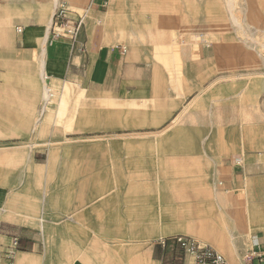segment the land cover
<instances>
[{
	"label": "rangeland",
	"instance_id": "obj_1",
	"mask_svg": "<svg viewBox=\"0 0 264 264\" xmlns=\"http://www.w3.org/2000/svg\"><path fill=\"white\" fill-rule=\"evenodd\" d=\"M114 1L164 3L163 6L170 7L169 10L140 12L173 13L183 19L189 13L197 15L198 3L205 2L208 29L189 33L186 43L197 48L199 35L203 34V38L210 42L208 48L223 46L228 55L224 58L223 71L217 67L216 72L208 73L204 90L205 124L207 130L211 128L210 137H166L163 136L166 132H162L156 137L126 138L125 149L101 146L100 154L94 162L87 161L84 148L78 154V162L73 165V169L50 168L60 156L55 153L58 143L66 142L65 138L60 139V133L88 129L86 94L69 80L48 78L46 87L51 96L48 101H43L36 53L21 49L22 46L17 42L16 27L45 23L47 17L42 12L51 7L47 6V0H36L35 3L24 1L21 4L0 0V30H6L4 39L0 37V119L9 117L14 123L9 129L0 127V145L10 146L20 153L4 160L5 163L3 161L6 168L3 173L5 175L8 172V176L14 178L20 171L10 167H26L22 169L26 182L23 197L28 201L30 195L36 196L40 201L46 184L52 185L51 190L48 188L51 201L54 202L52 210L57 211L46 217L48 227L45 233L47 238H51V244H55L56 238L62 241H59V247L63 243L74 241L77 236L73 234L74 231L71 233L64 215L78 202L85 204L92 196H97L98 218L94 219L90 227H78V231L90 228L97 230L98 234H92L94 239L98 238L96 244L102 243L103 231L118 229L119 225L125 230L124 224L128 220L132 224L127 225L122 235L131 240L125 244L142 246L147 253L146 264H160L156 260L158 242L176 237L210 246L223 254L227 263L239 264V257L228 238L230 222L225 212L215 203L212 183L214 179L221 181L222 159H240L244 165V158L252 155L256 165L260 167H244L246 182L243 189L236 191L235 195L228 193L223 185L219 190L227 201L232 217L238 222L245 220L247 215H251L257 222L264 218V121L259 118V111L251 109V104L257 106L260 99L254 95L250 84H247L258 75H244L264 72L260 56H264V47L260 45L264 43V0H233L232 11L238 18L240 27L231 20L228 0ZM61 39L69 41L65 37ZM171 44L175 51L180 49L178 35L173 36ZM222 75L226 77L219 78ZM224 84H227V90ZM43 105L45 109L40 116ZM38 117L40 120L35 126ZM181 124L193 127L198 122L194 115H190L189 121ZM250 127L254 131L247 135L245 129ZM172 133L188 135L203 132L186 130ZM133 139H139L141 143H134ZM202 139H206L204 144L200 143ZM38 150L47 151L42 158L45 161L48 156V168H45L46 164L43 162L38 166L31 163V158L27 159L29 152L33 156ZM118 150L125 154L118 153ZM36 156L35 158H39ZM122 160H125L126 167L116 168ZM103 166L107 168L102 169ZM247 185L252 190L249 199L245 192ZM150 194L157 200L150 201ZM160 200L163 202L161 206L168 208L175 217L159 219L156 208ZM181 203H188L190 210L183 212ZM89 204L93 206L95 202ZM154 206L155 208H151ZM246 206L248 211L245 210ZM7 220L10 221L3 218L0 222V250L4 245L11 244V241L5 242L2 236L6 231ZM150 221L153 222L152 227L141 226ZM263 237L262 234L258 236L260 242ZM253 244L248 240L238 246L241 257L247 264H253ZM46 245L48 246V242ZM44 247L45 243L38 249L39 259ZM135 255V252H130V264H136L131 260ZM14 261L15 259L13 264Z\"/></svg>",
	"mask_w": 264,
	"mask_h": 264
},
{
	"label": "crops",
	"instance_id": "obj_2",
	"mask_svg": "<svg viewBox=\"0 0 264 264\" xmlns=\"http://www.w3.org/2000/svg\"><path fill=\"white\" fill-rule=\"evenodd\" d=\"M11 1L17 4L24 1L36 2V0ZM59 4L73 11H86L77 43L51 38L50 29ZM163 4L114 0H47V6L50 5L51 8L48 7V10L42 12L47 17L45 23L19 26L23 27V30L21 33L16 32V37L22 46L21 49L36 53L43 101H48L51 96L46 87L48 78L59 77L64 81L69 80L86 94L85 112L88 129L60 133V139L65 138L66 142L58 143L55 153L60 156L50 168L73 169V165L78 162V154L84 148L87 161L94 162L96 156L100 154L101 146L125 149L126 138L156 137L162 132H166L163 135L166 137H210L211 128L207 130L205 124L204 90L207 86L208 73L216 72L217 67L223 71L227 51L223 50V46L208 48L198 44L197 48H194L186 43L189 33L208 29L205 2L198 3L197 15L189 13L186 19L176 17L173 13L140 12L170 9ZM228 4L232 22L240 27L241 24L232 11L234 1L228 0ZM5 31L0 30L1 39L6 36ZM175 35H178L179 40L185 38V42L181 43L177 51L171 46ZM80 44H84V51L78 50ZM260 45L264 47V43ZM123 47L125 52H122ZM260 56L264 64V56L262 54ZM244 75H258L256 79L246 83L250 84L254 95L260 99L257 106L251 104V109L259 111V118L264 121V72H250ZM222 77L226 75L219 76ZM226 85L224 84V88L227 90ZM44 109L43 105L39 112L40 116ZM190 115H194L198 124L193 127L181 124L189 121ZM39 120L38 117L35 126ZM13 125L12 118L0 119L1 128L9 129ZM262 126L264 128V123ZM186 130L203 133L188 135L172 133ZM251 131H254L253 127L245 129L247 135ZM136 139L132 142L140 144L141 141ZM205 140L202 139L200 143L204 144ZM11 148L0 145V222L3 218L10 220H7L6 231L2 234L5 242L17 238L18 250L14 256V264H130V252L136 253L131 259L136 264H146L147 253L142 246L132 247L125 244L131 240L128 236L122 235L127 225L132 224L128 220L124 224L125 230L119 225L118 229L103 231L100 244H96L98 238L92 237V234H98L97 230L90 228L78 231L79 226L90 227L94 219L98 218L97 196H92L85 204L78 202L74 209L64 215L71 233L74 231L73 234L77 236L74 241L63 243L64 245L59 247L60 239L56 238L55 244H51V238H47L45 233L48 227L46 217L52 213L56 214L57 211L52 210L54 202L51 201L49 191L52 185L46 184L40 201L33 195H30L29 201L26 200L23 197L26 182L22 170L26 167L23 165L10 167L20 171L14 178L8 176V172L5 175L3 173L6 169L3 161L20 154ZM46 152L38 150L33 156L29 152L27 159L31 158V163L38 166L43 162L46 164L45 168H48V156L45 157V161L42 158ZM118 153L125 154L121 150H118ZM36 155L39 158H35ZM125 164V160H122L116 168L123 169L126 167ZM245 166L260 167L256 165L252 155L244 158V165L240 159H222L221 181L214 179L212 183L214 200L230 222L227 229L228 238L239 257V264H247L242 259L238 246L248 240L254 243L253 264H264V237L261 242L258 238L259 235H264V218L257 222L251 215H247L245 220L238 222L232 217L227 201L219 190L223 185L228 193L235 195L236 191L243 189L246 182ZM251 191V186L247 185L245 188L247 199L251 196ZM148 198L150 201L157 200L153 194L148 195ZM91 202L95 204L92 206L89 204ZM162 203L160 200L156 208L159 219L175 217L176 215L168 208L161 206ZM181 204L182 206H179L183 212L190 210L188 203ZM248 209L246 206L245 210ZM58 212L62 214L61 210ZM141 226L152 227L153 222H144ZM44 243V252L39 259L37 252ZM157 248L156 260L160 264H183V248L176 239L162 240L158 242Z\"/></svg>",
	"mask_w": 264,
	"mask_h": 264
},
{
	"label": "built area",
	"instance_id": "obj_3",
	"mask_svg": "<svg viewBox=\"0 0 264 264\" xmlns=\"http://www.w3.org/2000/svg\"><path fill=\"white\" fill-rule=\"evenodd\" d=\"M86 11H73L62 4L54 14L50 35L52 39L65 37L73 43H77L80 31L84 25ZM23 27H16V32L21 33ZM203 34L199 35L200 40L196 44L206 47L210 42L205 40ZM184 39H180V43H184ZM84 44L79 45V51H84ZM125 52V47L122 48ZM176 241L181 245L184 252L183 264H228L223 254L210 246H202L188 238L176 237ZM18 250L17 238L11 241V244L0 250V264H13L14 256ZM251 255H254L252 252Z\"/></svg>",
	"mask_w": 264,
	"mask_h": 264
},
{
	"label": "bare ground",
	"instance_id": "obj_4",
	"mask_svg": "<svg viewBox=\"0 0 264 264\" xmlns=\"http://www.w3.org/2000/svg\"><path fill=\"white\" fill-rule=\"evenodd\" d=\"M59 7H60V4H59Z\"/></svg>",
	"mask_w": 264,
	"mask_h": 264
}]
</instances>
